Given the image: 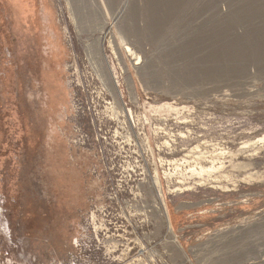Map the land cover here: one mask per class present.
I'll return each mask as SVG.
<instances>
[{
    "label": "rangeland",
    "instance_id": "rangeland-1",
    "mask_svg": "<svg viewBox=\"0 0 264 264\" xmlns=\"http://www.w3.org/2000/svg\"><path fill=\"white\" fill-rule=\"evenodd\" d=\"M0 264H264V0H0Z\"/></svg>",
    "mask_w": 264,
    "mask_h": 264
},
{
    "label": "bare ground",
    "instance_id": "bare-ground-1",
    "mask_svg": "<svg viewBox=\"0 0 264 264\" xmlns=\"http://www.w3.org/2000/svg\"><path fill=\"white\" fill-rule=\"evenodd\" d=\"M138 56H140V55H138ZM137 58H138V57H137ZM140 59H141V58L139 57L137 61L139 62ZM138 62H137V63H138ZM5 228H6V227H5Z\"/></svg>",
    "mask_w": 264,
    "mask_h": 264
}]
</instances>
